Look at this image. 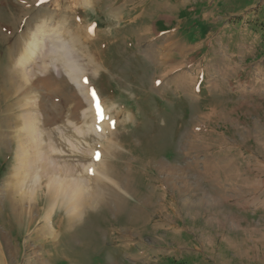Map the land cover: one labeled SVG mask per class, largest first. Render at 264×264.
<instances>
[{
  "label": "rangeland",
  "instance_id": "obj_1",
  "mask_svg": "<svg viewBox=\"0 0 264 264\" xmlns=\"http://www.w3.org/2000/svg\"><path fill=\"white\" fill-rule=\"evenodd\" d=\"M24 1L0 0L1 23L23 9L12 37L5 28L9 44L0 42L1 66L13 55L6 47L29 32L28 23L51 22L53 34L35 57L28 49L17 64L12 56L5 78L0 77L13 79L21 67L14 77L23 73L25 86L34 87L27 94L25 86H13L0 101V145L6 129L16 142L5 160L6 148L0 146V264H249L244 248L228 247V237L244 236L230 232L226 212L211 195H222L224 155L241 164L247 160L236 146L256 151L264 161V0H220L221 6L202 10L199 18L211 26L207 32V25L192 17L190 28L197 24L212 36L211 46L206 38L190 58L202 55L199 74L195 65L187 67L191 61L183 64L169 55L166 40L148 35L143 20L134 21L136 8H150V0ZM48 12L56 14L50 18ZM71 37L86 98L59 67L57 44ZM51 43L58 48L46 56ZM52 54L58 57L56 67ZM25 58L29 62L18 66ZM43 64L47 69L40 72ZM52 115L55 120L46 124ZM27 151L33 156L42 151L43 158L34 161ZM51 158L55 162L47 163ZM63 160L72 166L68 173H62ZM213 171L220 182L213 181ZM64 175L85 186L52 204L47 186L55 185L48 181L62 178V185L56 184L61 189ZM6 189L12 192L8 197ZM100 195L103 201L93 207L81 204ZM19 197L24 216L18 218L9 203ZM213 214L219 217L214 225ZM34 232L40 237L32 238Z\"/></svg>",
  "mask_w": 264,
  "mask_h": 264
},
{
  "label": "crops",
  "instance_id": "obj_2",
  "mask_svg": "<svg viewBox=\"0 0 264 264\" xmlns=\"http://www.w3.org/2000/svg\"><path fill=\"white\" fill-rule=\"evenodd\" d=\"M161 2L164 5L160 6ZM220 2V0H158L157 2L156 0H150L151 7L142 6L138 10L136 8V13L133 17L134 21L143 20V28L152 38L166 40L164 47L168 48L169 55L176 54L183 64L186 61H191V64L189 63L187 67L195 65L199 74L204 70V65L200 63L202 55L196 60H190V58L203 47L206 38H208L207 48H209L212 38L209 33L208 35L205 33L209 31L210 25L204 23L206 18H199V15L202 14V10L213 9L215 5L221 6L222 4L219 5ZM157 3L159 4L157 5ZM192 17H197L195 22L207 25L205 32L200 30L197 24L193 29L187 25ZM201 31L204 34L199 44L200 41L197 39ZM195 39L197 40L195 47L186 49V44ZM221 120L227 123L225 115L221 116ZM6 139L4 144L0 145L6 148L4 153L0 149V152L3 153V160H5V154L14 153L12 143L16 145L15 140L10 139L7 129ZM236 150L244 154L247 160L244 164H241L231 154L223 156L226 162L222 166L223 171L221 174L223 180L222 195L216 197L215 193H212L211 197L216 199L220 208H223L226 212L225 219L229 224L230 232L244 236L239 239H234L232 236L228 237L225 240L228 243V247H234V249L239 251L244 248L246 252L245 258L249 260V264H264V161L254 150H244L241 145L236 146ZM214 168H220V166ZM212 176L213 181L220 182L221 177L218 171H213ZM218 219L219 217L213 214L212 225ZM38 235V232L36 234L34 232L32 238L40 237ZM249 250L255 252V254L253 256L252 254L249 255Z\"/></svg>",
  "mask_w": 264,
  "mask_h": 264
},
{
  "label": "bare ground",
  "instance_id": "obj_3",
  "mask_svg": "<svg viewBox=\"0 0 264 264\" xmlns=\"http://www.w3.org/2000/svg\"><path fill=\"white\" fill-rule=\"evenodd\" d=\"M25 1L24 0H22V3H24ZM16 10H20L21 12L20 13H18ZM22 12H23V9H21V8H19L18 7V9H14L13 11H12V16L10 17V21L9 22H7V23H1L0 22V42H4L5 44H9V43H7L6 42V38H8L9 37V35H10V37H12L13 36V33L11 34V32H15L16 30H17V20H18V18L20 17V15H22ZM56 13L55 12H48L47 13V16H49L50 18H51V16H53V15H55ZM12 18H14L15 19V21H14V19H12ZM44 23V21H42V24ZM58 23H62L61 22V20L58 22ZM37 24V23H36ZM40 24H41V22H40ZM35 25L34 27H32V24L31 23H28L27 24V26H28V28H29V32L28 31H24V32H22L21 33V35L20 36H23L22 37V39L21 38H16L15 40H13V41H10V45L8 46V47H6V50H5V53L6 54H9V56H10V54H13V55H11V57L12 56H14L13 57V61H16V63L18 62V60H20L19 58H20V55H21V57L24 55L23 53H26L27 54V56L29 55V53H28V49H29V51H30V58H32V57H35L36 55H37V53H38V50L40 51L41 49H40V47H41V43L44 45V44H46V40L48 39V37L49 36H51L52 34H53V32L51 33L50 31H52V28L50 27L51 26V22H46L45 24H43V25ZM5 28L9 31V35L5 32ZM26 37L27 38H29V39H34L35 40V42H29L28 44L26 43V42H24V40L26 39ZM69 39V38H68ZM74 42V37H71L69 40H65V41H62L60 44H57L58 45V47H60V50H58V54H59V59H60V61H61V64H60V68L65 72V74L68 76V79L72 82V83H74V86H75V88L78 90V91H80L81 93H82V96L84 97V98H86V95H85V90L84 89H82V91H81V89H80V86H79V83H78V79H79V77H78V73L76 72V69H77V64H76V60L75 59H73L72 57H71V54H73L74 53V49L72 48V43ZM30 44L32 45V46H30ZM52 45H51V47L49 46L47 49H45V50H47L46 52H44V54L47 56L48 54H51V53H53V52H55L56 51V49L58 48H54L55 46H54V44L53 43H51ZM50 45V44H49ZM59 45H61L62 46V48H61V46H59ZM54 46V47H53ZM57 53V52H56ZM55 53V54H56ZM23 54V55H22ZM45 56V57H46ZM53 56V54L50 56V58ZM58 56V55H57ZM11 57H9V64H7L6 63V67L4 68V65H2L1 66V63H0V77H3V78H5V75H6V69L8 68L9 69V65H10V63H12V58ZM18 57V58H17ZM44 57V58H45ZM10 58H11V60H10ZM57 58L58 57H55V55L52 57V59H53V66L54 67H56L55 66V64L54 63H56V60H57ZM15 59H17V60H15ZM58 59V60H59ZM8 60V59H7ZM44 60V59H43ZM48 60H49V58H48ZM11 61V62H10ZM29 62V60L28 59H24V60H22L21 61V65H18V66H22V65H24L25 63L27 64ZM44 62V61H43ZM59 62V61H58ZM51 63V62H50ZM2 64H4V63H2ZM18 64V63H17ZM16 65V64H15ZM45 64H43V68L41 67V70H40V72H45L46 71V69H47V67H45L44 66ZM56 65H59V64H56ZM12 66V65H11ZM13 67V66H12ZM14 68V67H13ZM15 68H16V66H15ZM18 68V69H17ZM16 69H17V71H20L19 70V68H21V67H17ZM16 69H14V70H16ZM38 69V68H37ZM12 70V69H11ZM11 70H10V72H11ZM21 70H23V69H21ZM13 71V70H12ZM17 71H13V73H14V75H16V72ZM29 71V70H28ZM24 72V71H23ZM8 73V72H7ZM9 74V73H8ZM7 74V75H8ZM11 74H12V72H11ZM18 74H20V73H18ZM17 74V75H18ZM32 74H33V72H32ZM14 75H13V79H11L10 77H8L7 78V80L5 81V79H2V80H4V81H1V79H0V101H1V99H3V98H5V97H7V95H8V90H10V88L11 87H13V86H16V85H20V86H25V80H24V82L21 80V78H23V73H22V75H18V76H16V77H21V78H15L14 77ZM10 76H12V75H10ZM24 79V78H23ZM43 81H48V77L46 76V77H44L43 78ZM8 84L9 85V87L8 88H4L5 87V85L6 84ZM2 85H3V88H1L2 87ZM27 85V87L25 86V88H26V93L28 94L29 92H33L32 90H33V84H32V86H28V84H26ZM28 88H30V90L28 91ZM11 92V91H10ZM26 93H25V95H26ZM11 94V93H10ZM24 96V95H23ZM4 100V99H3ZM20 100H18V102H19ZM28 102V101H27ZM15 103V102H14ZM13 103V104H14ZM10 104V103H9ZM8 104V105H9ZM12 104V106H14ZM7 105V106H8ZM11 106V107H12ZM10 107V106H9ZM9 107L7 108V111L9 110ZM4 111H5V108H4ZM9 111H11V110H9ZM8 111V112H9ZM53 111V110H52ZM6 112V111H5ZM3 112L0 110V115L2 114ZM6 114H8V113H6ZM4 115V114H3ZM7 117V116H6ZM4 118L5 117H3V121H4ZM32 118V117H31ZM55 115H52V116H50V118H47V119H45V121H46V124H49L51 121H54L55 119ZM94 118H97V117H94ZM44 119V118H43ZM6 120H7V118H6ZM6 122V121H5ZM3 123V122H2ZM25 123V122H24ZM29 124V123H28ZM27 124V125H28ZM2 125V124H1ZM7 126V125H6ZM11 126V125H10ZM9 126V127H10ZM29 126V125H28ZM8 127V126H7ZM6 129V128H5ZM48 130H51V131H48ZM39 131H40V129H39ZM41 131H43V130H41ZM40 131V132H41ZM52 129H47V131H46V133H48V135L49 136H51V134H52ZM4 132V131H3ZM32 132V131H31ZM40 132H38L39 134H40ZM78 132H80V133H83V130H80L79 129V131ZM29 133V135H30V132H28ZM37 133V134H38ZM36 134V135H37ZM26 136H27V134H25ZM25 135H22V136H25ZM2 136H4V133L3 134H1V137ZM117 136V135H116ZM2 140L1 141H3V138H1ZM5 139V138H4ZM113 139V138H112ZM0 141V142H1ZM2 143V142H1ZM41 143V141H39V144ZM52 145H53V143H51ZM50 144V145H51ZM49 145V144H48ZM51 145V146H52ZM39 147V146H38ZM105 147V146H104ZM47 148V147H46ZM39 149H42V147L40 148L39 147ZM38 149V150H39ZM91 149V148H90ZM35 150H37V149H35ZM37 150V151H38ZM50 150H52V149H50ZM30 151H31V149H30ZM29 151V152H30ZM42 151L44 152V149H42ZM41 151V152H42ZM88 151H89V149H88ZM110 151V150H109ZM28 151H27V153H28V156L29 155H31V153H29ZM41 152L39 153V154H36L35 156H33V155H31L30 157H32L33 156V158H32V160H34V157L36 158V159H38V157H40L41 158ZM107 152H108V150H107ZM111 152V151H110ZM18 153H20V151H18ZM26 153V154H27ZM35 153V152H34ZM38 153V152H37ZM48 153V152H47ZM112 153H113V151H112ZM22 154V153H21ZM50 154V153H49ZM108 154V153H107ZM114 154V153H113ZM16 157H17V155H15ZM25 157H27V156H25ZM29 157V158H30ZM50 157V156H49ZM49 157H47V158H49ZM13 158V157H12ZM28 158V160H30ZM42 158H43V154H42ZM41 158V159H42ZM47 158H45V159H47ZM53 158V157H52ZM52 158L51 159H48V160H46L47 161V163H48V161L50 160V164H51V162H53L52 161ZM13 160V159H12ZM18 160V159H17ZM44 160V159H43ZM57 160V159H56ZM14 161V160H13ZM31 161V160H30ZM35 161V160H34ZM33 161V162H34ZM37 161V160H36ZM64 161V163L66 164V165H64V166H66V167H63V165L61 166V167H63V171H62V173L63 172H67L68 171V167L70 166V165H68V163L65 161V160H63ZM55 162V161H54ZM53 162V163H54ZM15 163V161L13 162V164ZM18 163V162H17ZM20 163V162H19ZM40 163V162H39ZM57 163H58V161H57ZM63 163V164H64ZM54 165H57V164H53V167H55ZM51 166V165H50ZM37 167H39V166H37ZM49 167V166H48ZM70 167H72V166H70ZM69 167V168H70ZM43 169H44V167L42 166V171H43ZM46 169H47V167H46ZM50 169V168H49ZM175 169V168H174ZM61 170V169H60ZM74 170V169H73ZM37 171V170H36ZM49 171V170H48ZM52 173V172H51ZM68 173V172H67ZM44 176H48L49 175V173H47V171L45 170V173L43 172L42 173ZM53 174H55V173H53ZM65 174V173H64ZM41 175V174H40ZM39 175V176H40ZM65 175H67V174H65ZM65 175H64V179L63 180H65V181H61V182H63V186H62V188L61 189H59L58 188V183H60V180L62 179V178H58V176L57 177H55L54 178V176L53 177H51V179L48 181V185L51 183V184H53V185H55V186H47V190H48V192L46 193V196H47V198H48V201L50 202V203H52L53 204V202L55 201V202H57V199H58V197L59 196H72V195H76V194H78L81 190H82V188H83V186H85V185H83V184H79V182L78 181H75V179L74 180H66V177H65ZM50 176H52V174L50 175ZM50 176H48V178H50ZM62 176V175H61ZM67 176H69V175H67ZM96 176V175H95ZM34 177H36V178H38V176L37 175H34ZM63 177V176H62ZM100 178V177H99ZM35 179V178H34ZM34 179H33V181H34ZM70 179V178H69ZM78 182V183H77ZM100 182H101V180H100ZM35 183V182H34ZM56 184H58V185H56ZM61 184V183H60ZM97 184V183H96ZM62 185V184H61ZM60 185V186H61ZM107 186V185H106ZM109 186V185H108ZM21 187H23V186H21ZM43 188V187H42ZM88 188V187H87ZM8 189V188H7ZM6 189V192H7V197H8V194L9 193H12V192H10V191H8ZM14 189V188H13ZM34 188H31V189H28V191L25 193L27 196L29 195V196H31L32 194V190H33ZM85 189V188H84ZM110 189V188H109ZM37 190V189H36ZM43 190V189H42ZM32 191V192H31ZM25 192V191H24ZM102 192V191H101ZM5 193V192H4ZM14 193V192H13ZM81 193H82V191H81ZM103 193H105V192H103ZM102 193V194H103ZM31 194V195H30ZM82 195V194H81ZM84 195V194H83ZM104 195V194H103ZM110 195V194H109ZM113 195H115V194H113ZM117 195H115V197H116ZM4 197H6V196H4ZM7 197H6V199H7ZM82 197V196H81ZM11 198H13V197H11ZM13 199H15V198H13ZM69 199V198H68ZM70 199H72L71 197H70ZM69 199V200H70ZM79 199V198H78ZM91 199V198H90ZM103 199L104 198H102V196L100 195L99 197L98 196H96V200L95 201H88V200H84V201H82V203L81 204H83L84 203V205H83V207H85V206H89V207H93V206H95L96 204H98V203H101L102 201H103ZM22 198H20L19 197V199L17 200L16 199V201L18 202V203H16V201H11L10 203H9V207H10V211H11V213L13 214L14 213V215L16 216V217H23L24 216V214L23 213H21L20 212V210L22 209L21 208V204H22ZM73 200V199H72ZM81 200H83V198L81 199ZM80 200V201H81ZM24 201H25V199H24ZM88 201V202H87ZM19 202H20V204H19ZM61 202V201H60ZM24 203V202H23ZM21 205L20 207H17V206H19V205ZM29 204V203H28ZM51 204V205H52ZM80 204V205H81ZM34 205V204H33ZM53 206V205H52ZM33 207H35V205L33 206ZM49 207V206H48ZM72 207V206H71ZM17 209H18V211H17ZM50 209H52V208H49V210ZM72 209H74V207H72ZM81 209V206H80V208H79V210ZM84 209V208H83ZM78 210V211H79ZM15 211V212H14ZM33 211V210H32ZM73 211H75V209L73 210ZM81 211V210H80ZM50 212V211H49ZM76 213V212H75ZM75 213H74V215H75ZM80 213V212H79ZM28 214V213H27ZM27 214H25L26 216H27ZM73 215V216H74ZM31 216H32V214H31ZM30 216V217H31ZM78 216V215H77ZM77 216H74L75 218L74 219H72V222H74V223H76L77 221H76V217ZM18 218H16L17 220H18ZM20 220H22V219H20ZM29 219H28V223H29ZM20 222V221H19ZM31 222V221H30ZM38 229V228H37ZM42 229V228H41ZM35 231V230H34ZM10 238V237H9ZM24 242V241H23ZM2 255V254H1ZM129 260V259H128ZM39 263V262H38Z\"/></svg>",
  "mask_w": 264,
  "mask_h": 264
},
{
  "label": "snow or ice",
  "instance_id": "obj_4",
  "mask_svg": "<svg viewBox=\"0 0 264 264\" xmlns=\"http://www.w3.org/2000/svg\"><path fill=\"white\" fill-rule=\"evenodd\" d=\"M93 96H95L94 92H93ZM96 158L99 159V154L96 155Z\"/></svg>",
  "mask_w": 264,
  "mask_h": 264
}]
</instances>
